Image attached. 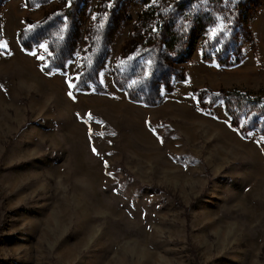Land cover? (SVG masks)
<instances>
[{"label":"rangeland","instance_id":"374dc122","mask_svg":"<svg viewBox=\"0 0 264 264\" xmlns=\"http://www.w3.org/2000/svg\"><path fill=\"white\" fill-rule=\"evenodd\" d=\"M200 1L0 0V264H264V134L202 91L264 89V0H233L249 38L217 19L179 61L136 30Z\"/></svg>","mask_w":264,"mask_h":264},{"label":"trees","instance_id":"16d2710c","mask_svg":"<svg viewBox=\"0 0 264 264\" xmlns=\"http://www.w3.org/2000/svg\"><path fill=\"white\" fill-rule=\"evenodd\" d=\"M158 3H149L148 6L150 8L143 10L136 25V30L141 34L149 35L147 38L152 42L163 43L165 48L178 61L181 58H187L186 53L194 45L198 33L206 31L215 25L217 19L228 25L231 34L234 32L240 34L241 32L244 37H250L248 19L251 13L245 9L241 2L233 0H202L200 1L201 10L191 5L185 7V14H183L185 12L183 8L179 12L174 10L177 4L171 7V2ZM177 7L179 8L180 6ZM220 15L222 16L221 18H219ZM27 32L29 31L24 30L21 33V43L24 48L30 49L40 37ZM2 37L3 34L0 29V41ZM217 44L218 48L215 49ZM63 50V47H59L54 53L60 61L64 56L62 54ZM202 53L204 59H215L223 65H233L242 59L240 43L237 42V39L234 42H219L217 37L206 36L202 42ZM97 71L98 67L93 63L87 67L82 76L89 74L93 82H96ZM177 72L180 73L181 71L177 70ZM166 78V84L169 86V77ZM202 91L210 94L211 102L220 100L231 123L240 125L242 131L258 129L260 133L264 134V89L251 90L233 86L220 88L215 91L209 89H203ZM129 93L133 94L132 91H129ZM154 190L158 191L157 188H154Z\"/></svg>","mask_w":264,"mask_h":264},{"label":"snow or ice","instance_id":"6c2138e0","mask_svg":"<svg viewBox=\"0 0 264 264\" xmlns=\"http://www.w3.org/2000/svg\"><path fill=\"white\" fill-rule=\"evenodd\" d=\"M40 58H42V57H40ZM73 85H70V87H72ZM69 95L71 96V92L69 93ZM89 117L91 118V114H89ZM94 151H95V149H94Z\"/></svg>","mask_w":264,"mask_h":264},{"label":"bare ground","instance_id":"6f19581e","mask_svg":"<svg viewBox=\"0 0 264 264\" xmlns=\"http://www.w3.org/2000/svg\"><path fill=\"white\" fill-rule=\"evenodd\" d=\"M261 161V160H260Z\"/></svg>","mask_w":264,"mask_h":264}]
</instances>
